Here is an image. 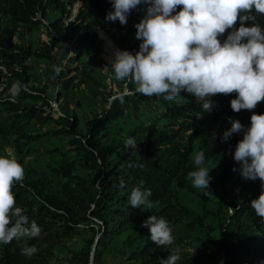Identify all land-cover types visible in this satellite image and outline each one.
I'll list each match as a JSON object with an SVG mask.
<instances>
[{"label": "trees", "instance_id": "trees-1", "mask_svg": "<svg viewBox=\"0 0 264 264\" xmlns=\"http://www.w3.org/2000/svg\"><path fill=\"white\" fill-rule=\"evenodd\" d=\"M77 1L81 3L78 13L67 23L68 8ZM113 10L111 0H0V107L7 113L0 121V156L10 158L9 148L24 167L23 181L13 187L16 206L42 229L39 237L21 242L37 248L31 257L21 254L16 241L0 244V264H50L53 248L73 237H78V242L68 250V264H90L92 253L93 264H98L107 237L125 232L138 233L136 239L143 241L127 256L129 262L160 264L179 249L177 264H216L219 256L225 257L219 264H264V220L250 204L261 194V181L244 179L233 158L244 133H234L222 142L223 133L231 128L230 118L239 120L246 129L251 115L264 114V101L252 111L235 113L230 101L236 94H218L210 98L211 110L205 111L203 102L187 93L171 101L148 97L136 93L135 84L128 80H123L127 81L128 94L122 93L123 81H117L121 93L111 99L102 91L107 76L100 58L103 31L99 30L115 23L105 20ZM135 11L137 8L127 22ZM256 22L264 29V15H257ZM115 25L119 33L111 39L118 49L132 53L137 23L129 25L126 33L119 23ZM239 26L238 21L235 27ZM244 26H253V21ZM41 34L47 37L46 42L40 40ZM228 34L219 38L221 42ZM31 61L45 65L39 69L40 75ZM64 61L66 68L75 65L73 76L68 77L65 70L54 71ZM16 82L22 88L13 98L10 89ZM81 86L102 105L101 113L93 110L85 128L75 112L81 106L77 98ZM52 98L59 103L57 118L52 116ZM151 109L165 120L164 128L151 130L141 123L130 127L116 142L110 141L111 125L130 117L137 121ZM50 125L53 128L39 132ZM201 130L210 132L212 142L211 156L205 157L201 166L219 172L217 182L210 180L209 189H196L187 178L196 170L193 143ZM45 136L63 137L69 146L65 153L56 149L63 159L48 167L50 176L64 180L56 187L43 169L26 161L30 144ZM129 138L137 147L125 146ZM66 153L74 155L68 159ZM77 162L96 175L88 179L76 175ZM135 188L151 191V208L129 205ZM216 192L220 197L215 202ZM191 199L197 200L201 214L191 209ZM152 215L163 217L173 229L171 246L158 247L150 240L149 230L141 226ZM201 237L200 255L185 251L187 243ZM120 256L125 258L123 253Z\"/></svg>", "mask_w": 264, "mask_h": 264}, {"label": "clouds", "instance_id": "clouds-1", "mask_svg": "<svg viewBox=\"0 0 264 264\" xmlns=\"http://www.w3.org/2000/svg\"><path fill=\"white\" fill-rule=\"evenodd\" d=\"M111 2L114 10L105 20L119 21L121 25L127 24L133 9L142 3L148 5L144 18L135 25L136 39L142 41L139 51L133 55L117 50L111 62L115 79L134 83L136 93L171 101L184 92L197 102H203L205 111L211 110V97L235 93L236 98L230 101L235 113L252 111L264 101V29L256 22L257 15H264V0ZM247 21H253V26H244ZM226 32L229 34L221 42L219 38ZM54 71L58 74L60 69L54 67ZM21 88L20 82L11 86L13 98L19 95ZM230 123L231 128L223 133L222 142L234 133H244L233 158L240 165L244 179L261 181V194L250 204L255 214L264 220V114L251 115L247 130L239 120L230 118ZM125 146L137 147L133 138L127 139ZM193 162L196 170L189 172L187 178L194 188L209 189V170L201 166L205 152L195 154ZM24 176V167L16 159L0 156V244L16 241L21 254L31 257L37 248L21 242L39 237L42 229L16 206L13 187L22 182ZM123 186L121 183L120 187ZM150 196V190L135 188L131 191L129 205L151 208ZM141 226L149 230L150 240L158 247L174 243L173 229L163 217L149 216ZM179 251L176 249L175 253L161 259L160 264H177Z\"/></svg>", "mask_w": 264, "mask_h": 264}, {"label": "rangeland", "instance_id": "rangeland-1", "mask_svg": "<svg viewBox=\"0 0 264 264\" xmlns=\"http://www.w3.org/2000/svg\"><path fill=\"white\" fill-rule=\"evenodd\" d=\"M80 7V2L77 1L72 8H68L71 12L70 17L67 19L68 22L74 21V18L77 14V11ZM146 14V8L141 4L137 7V11H135L133 14L129 16V21L126 25H121L119 21H116L115 23H119L120 27L122 28V33H126L129 25H133L134 23H139L141 19L144 18ZM115 23L113 25H106L103 29L99 31H103L102 33V54L100 55V58L102 59L103 66V73L107 76V78L104 80V83L107 85L105 89H102L103 92L109 93L111 99L118 96L121 93V90L119 86H117V81L120 82L121 80L115 79V76L113 77L111 74L112 72V66L111 62L115 59V52L118 49L117 45L113 42L111 39L112 37L117 36L119 33V29L116 27ZM98 31V36H99ZM100 38V37H99ZM40 40L43 42L47 41V37L43 34L40 35ZM142 43L141 40L134 41V50L132 54H136V52L139 51V45ZM121 51V50H120ZM73 56V54H70L69 57ZM66 61H64L61 64L60 70L68 71V77H71L75 74L74 67L75 65H71L69 67L66 66ZM32 67L34 68V71L37 75H40L39 69H43L45 65L34 63V61H31L30 63ZM109 65V66H108ZM112 71V72H111ZM40 79V77H39ZM123 81V80H122ZM2 81L0 80V91L2 90ZM127 84V81L122 82V93L128 94V90L125 88ZM77 98L80 101V108L75 109L76 114L80 117V125L81 127L85 128V123L92 119L93 117V110H96L97 113H101L102 111V105L100 101L94 102V98L90 93H88L83 86L79 88L77 91ZM100 99V98H98ZM51 107L53 112V118H57L59 113V103L58 101H55L54 98L50 100ZM74 105L71 106L73 108ZM7 118V113L3 110L2 107H0V121ZM141 123H143L144 126H147L151 128V130H157L164 128L166 126L165 120L159 116L158 112L153 111V109L148 110L145 112L144 117L141 119L134 121L132 117L125 118L122 120H119L115 122V125H111V142H116L119 138L125 135L126 131L131 127L135 128L138 127ZM53 128L52 125L43 126L39 130L40 133H45L48 131V129ZM247 130V129H246ZM210 132L206 130H201L198 134L196 140L193 143V158L195 154H197L199 151L203 150L205 152V157L211 156V146L212 142H210L209 139ZM30 149V156L27 158V164L37 168L38 170H44L46 173V176L52 181V184L56 187L57 183L60 185V183H63L64 180L57 177L50 176V172L48 170V167L50 165H54L57 162H59L61 159H63V156L59 154L57 150L62 151V153L68 151L69 146L67 145V140L63 137H49L45 136L44 138H41L37 142H33L29 146ZM7 153L11 156L10 158H13L11 149H6ZM66 157L68 159H71L74 155V153H66ZM212 160V158H210ZM78 170L75 173L78 176L84 177V178H90L91 176L94 177L96 174L94 172H90L87 166H84L83 164L77 162ZM209 170V176L211 177V181L217 182V179L219 178V172L218 170H213L210 166H204ZM220 192H216L213 196V200L216 202L219 200ZM189 206L192 210L198 211L200 214V207L197 204V200H192L189 203ZM138 233H130L125 232L118 235H110V237H107L104 247L101 248V255L98 260V264H138L135 262H129L127 261V256L132 253L137 248H140L143 245V241L137 240ZM78 237H73L69 240H64L62 244L57 245L53 248L52 253L54 254L52 261L50 264H68L66 261V258L68 257V250L71 248H74L77 246ZM200 243L202 242V237L198 239V241H191L190 243H187L185 251L188 252L191 255H200ZM132 244V248H129L127 245ZM1 245H0V254H1ZM123 253L125 255V258L123 259L120 254ZM237 254V253H236ZM223 259H225L224 256L217 257L216 264L222 263ZM90 264H93V253L91 257ZM208 264H211V262H208Z\"/></svg>", "mask_w": 264, "mask_h": 264}, {"label": "water", "instance_id": "water-1", "mask_svg": "<svg viewBox=\"0 0 264 264\" xmlns=\"http://www.w3.org/2000/svg\"><path fill=\"white\" fill-rule=\"evenodd\" d=\"M97 241H98V238H97V239H95V243H97Z\"/></svg>", "mask_w": 264, "mask_h": 264}]
</instances>
